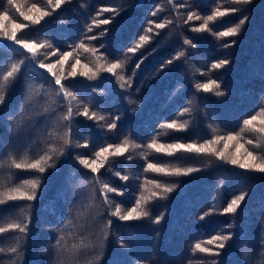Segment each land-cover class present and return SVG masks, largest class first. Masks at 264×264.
I'll return each mask as SVG.
<instances>
[{
    "label": "trees",
    "instance_id": "trees-1",
    "mask_svg": "<svg viewBox=\"0 0 264 264\" xmlns=\"http://www.w3.org/2000/svg\"><path fill=\"white\" fill-rule=\"evenodd\" d=\"M17 4L26 11L32 4L46 7V0H17ZM228 6L226 0H173V7L169 0H72V3L62 5L60 9L53 12L52 16L46 17L40 25H31L30 21H25L18 12L7 5L6 0H3V8L9 11L10 20L29 24V28L25 30L28 36L38 41L49 37L50 42L61 52L72 51L81 39H84L89 46L97 48L103 43L105 47L99 48V51L106 53L109 59L127 61L126 77L131 74L139 58L146 57L140 68L136 70L132 88L129 91L121 89L114 77L103 79L109 76L107 73H101V78L93 81L77 76L65 82L70 83L78 95L86 93L93 96L100 106L99 114L105 115L107 122L110 123L116 115H119L121 119L117 121V128L109 131L107 128H98L93 121H89L92 126L88 127L84 121L86 118H77L76 124L81 131L87 130L88 147L71 150L72 155L60 158L56 170H49L43 174L47 176V180L36 201H14L0 205V226L5 224L2 223L6 220L4 218L10 216L11 219L15 218V215L5 214H15L19 211L17 206L32 205L30 231L22 247V264H56V253L53 248L56 233L49 228L54 226L56 229H61L59 218L62 217L64 221H68L70 214L72 224L77 225L74 214V205H76L74 189L81 181L85 182L86 187L85 176L90 174L87 169H83L78 164L75 155L79 153L90 156L99 147L120 142L125 136L130 142L144 145V147L125 154L126 156L131 154L132 160L119 157L114 165L115 170H119L122 175H132L134 183L128 186L123 184L124 181L119 177L109 173L106 179L112 186L139 197L142 191L140 186L145 179H155L169 186L177 181H183V183L172 193L166 194L167 199L156 198L148 205L153 217L164 213V219L160 224H153L148 220L121 222L113 217V231L117 236L131 243L128 249H121L110 236L100 264H112L114 259H118L120 264H139L140 261H144L145 264H188L189 261H192V264H199L200 261L211 264L213 260H216L217 264H258L264 259L260 255L261 240L264 239L261 236V229L264 228V173L239 169L219 162L213 157L196 158L186 153H177L169 157L155 153L154 150L146 147L152 139L162 144L202 143L212 135L239 133L243 127V119L256 115L264 107V0H253L248 6H238L246 7L249 14V22H246L238 36L217 38L207 31L193 32L191 30L197 27L195 23L202 24L204 18L212 14L216 7L224 10ZM105 7H120L124 10L115 16L110 24L101 25L99 28L93 26V31L87 32V27L94 19L112 18L113 14L110 12L101 13L100 10ZM154 11L155 16L152 15ZM190 12H195L201 16V19L190 21L193 23L188 26L189 21L187 23L185 21ZM241 15L242 13H230L226 17L209 22V25L215 31H223L227 27L235 26ZM165 18L172 19L173 24L164 29H155L153 24L151 25L154 29L153 33L149 35L146 32V27H149L148 21L160 23ZM5 24L11 26L8 21H5ZM105 28L108 29L107 34L100 37V32ZM144 34L153 37L152 43L145 44L135 54L127 53L126 49L134 46L139 36ZM85 35H96L98 39L89 41L85 39ZM184 37L191 39L195 44V48H188V62L184 63L183 59L175 61L152 79L153 73L178 49L188 47L183 45ZM232 40L236 41L234 45L223 47ZM0 53L5 57V64L17 59V54L11 53L8 49H2ZM73 55L76 56L77 53ZM79 58L81 62L91 66L89 54L81 51ZM224 58L230 60L228 65L222 69L209 71L212 63ZM55 59L52 57L53 61ZM72 61L73 57L69 58L65 65L66 72ZM197 68L206 75L196 73ZM194 73L195 76H193ZM29 75L37 83L43 79L35 73ZM205 78L206 81L209 78L216 79L221 84V90L225 92V95L197 93L194 81L202 82ZM178 83L183 86L190 85L185 93L180 91L169 100V94ZM137 87H140L138 93L135 91ZM94 88L103 89L104 95H97L93 91ZM22 92V83H17L3 112L9 110L18 112ZM36 93H39L38 87ZM194 94L191 116L188 114L178 116L179 110L187 106V101L192 99ZM129 96L140 102L135 112L131 110L135 105H130L126 99ZM93 110L96 109L93 108ZM3 112H0V115ZM204 113H208L207 118ZM173 119L179 123L187 122V130L174 131L161 127L162 124L171 122ZM42 120V117H36L27 132H13L11 122L7 124L0 122V164L5 165L0 169V183L10 181L9 186H14L22 184L25 179L39 175L33 170L9 169L7 163L10 152L17 156L18 162L25 151L29 160L41 154L43 135L51 128V121L43 123ZM209 124L216 128L214 133L210 131ZM241 135L253 138L247 132ZM250 148L247 149L253 150L252 146ZM141 153H147V159ZM182 155L190 158L178 159ZM147 162L161 163L168 167L196 166L204 169L205 164L208 166L205 170L188 177H166L145 172ZM104 171L102 169L101 174ZM73 172L77 174L70 178ZM221 182H223L222 186L218 190ZM148 188L161 191L153 189L152 185H148ZM243 191H248V196L237 214L234 217L230 214L220 215L219 210ZM62 192L63 195H60ZM115 198L121 206H134L133 199H128L126 195H116ZM99 203L100 201L97 200V204ZM213 206L217 210L216 213L201 220L199 217ZM233 219L235 227L226 229L224 226L231 223ZM100 223L103 221L101 220ZM242 228L246 232L247 239L235 242L234 236L233 241L228 242V246L219 257L192 251L195 243L214 248V245H207L206 241L224 232L238 233ZM63 231L69 246L78 243V236L74 234L80 232L78 226L68 227ZM129 231L134 234L129 236ZM16 235L17 233L11 231L0 234V246L11 245ZM0 260L7 261L8 257L0 254Z\"/></svg>",
    "mask_w": 264,
    "mask_h": 264
},
{
    "label": "snow or ice",
    "instance_id": "snow-or-ice-1",
    "mask_svg": "<svg viewBox=\"0 0 264 264\" xmlns=\"http://www.w3.org/2000/svg\"><path fill=\"white\" fill-rule=\"evenodd\" d=\"M226 2L229 4L228 7L224 8V10L216 7L212 14L204 18L203 23L199 27L192 28L191 30L193 32L207 31L217 38L238 36L243 26L249 20L248 9L238 6H248L252 4L253 0H226ZM6 3L10 8L18 12L19 16L23 17L25 21H30L31 25H40L41 21L45 20L46 17L52 16L53 12L60 9L62 5L72 3V0H46V7L32 4L26 11L21 9V6L17 4V0H6ZM123 10L120 7H105L101 9V13H112V18L102 20L94 19L87 27V32H92L93 26L99 28L101 25L110 24L112 19ZM230 13H242L235 26L227 27L223 31H213L209 27V22L226 17ZM152 15L155 16L156 12H152ZM194 19L200 20L201 16L195 12H190L187 15L185 23ZM5 21H8L11 26L5 24ZM148 24L149 27H147L146 32L153 33L154 29L151 25L154 24L155 29H164L172 25L173 20L165 18L160 23L148 21ZM28 28L29 24L27 23H16L15 20H10L9 11L4 10L3 0H0V50L8 49L11 53L17 54V59L14 62L5 64V57L0 53V112H3L4 106L11 97L16 84L22 83L23 86L22 99L18 105V112L14 113L12 110L3 112L0 115V122L5 124L11 122V130L13 132H27L32 127L36 117H42L43 123L51 121L50 130L46 131L42 138V152L37 158L29 160L27 151H25L18 162L17 156L14 153H8L7 167L9 169L33 170L39 175H36L35 178L25 179L22 184L14 186H9L10 181L0 183V205L14 201H36L47 180V176L43 174L49 170H56L60 158H67L68 155H72L71 150L88 147L86 137L84 143L80 142V137L84 133L78 124H76L77 117H84L88 121L95 122L98 128H107L109 131L117 128V121L121 119L119 115L114 116L110 123L107 122L105 115L99 114L100 106L96 103L93 96H89L86 93L78 95L72 89L71 84L65 82L77 76L84 77L88 81H93L100 79L101 73H107L109 76L103 79H111L114 77L121 89L129 91L132 88V80L136 75V70L140 68L144 59H146L145 56L140 57L135 63L131 74L126 77L125 68L127 61L109 59L106 53L99 51V48L105 47L103 43L97 48L95 46H89L84 42V39H81L72 48V51L65 50L61 52L58 47H55L50 42L49 37L38 41L36 38L28 36L25 31ZM107 32L108 29L105 28L100 32L99 36L103 37ZM180 34L182 35V31ZM156 35H159V33H156ZM85 39L93 41L97 40L98 37L96 35H85ZM151 39L152 37L147 34L140 35L137 43L134 46L128 47L126 52L135 54ZM235 43L236 41L232 40L224 44L223 47L227 48ZM183 45L188 47L178 49L165 64H162L153 73L152 79H155L165 67L173 64L175 61L183 59L184 63L188 62V48H195V44H193L191 39L184 37ZM81 51L89 54L91 66L88 63L81 62L79 58ZM74 53H77V55L74 56ZM52 57H56V59L53 61L51 59ZM70 57H73V63L66 72L65 65ZM229 63L230 60L227 58L220 59L210 65L209 71L222 69ZM78 66L80 68L79 72L77 71ZM30 73H35L36 76L42 77L43 79L37 83L29 75ZM196 73L206 75V73L201 72L198 68L196 69ZM193 76H195V73ZM37 87L39 88L38 94L36 93ZM194 87L197 93H212L214 96L225 95V92L221 90V84L216 79L209 78L204 83L196 80L194 81ZM182 88L183 85L178 83L176 88L169 94V100L178 95ZM93 91L97 95H104L103 89L94 88ZM135 91L138 93L140 87H137ZM126 99H128L130 105H135L131 109L135 112L139 108L140 102L132 96L126 97ZM194 100L195 94L192 99L187 101V106L180 109L177 115L184 116L188 114L191 116ZM93 108L96 110H93ZM14 115L15 118L13 119ZM204 116L207 118L208 113H204ZM101 121L105 123L101 124ZM242 125L243 127L239 133L212 135L211 138L204 140L202 143L175 142L162 144L152 139L151 142L146 144V147L149 150H154L155 153L164 154L169 157L175 156L177 153L191 154V156L196 158L213 157L219 162L235 166L239 169L264 173V107L256 115H251L249 118L243 119ZM161 127L174 131H186L188 123H179L176 119H173L171 122L162 124ZM209 129L213 133L216 131V128L211 124H209ZM244 132L252 135L253 138H248L245 142L251 145L253 150L250 151L245 148L243 154H241L240 148L244 147V145L240 144L239 141L242 138L241 134ZM233 141L237 142L239 146L236 147L235 151L229 152V144ZM222 143L223 146L221 147ZM142 147L144 145L130 142L129 138L125 136L120 142L109 143L106 146L99 147L98 150L92 153L91 157H85L79 153L75 155L78 164L83 169H87L90 175L85 176L86 187L84 186L85 182L81 181L74 189L76 199L74 214L77 225L72 224V216L70 214L68 221H64L62 217L59 218L61 229H56L54 226L49 228L50 231L56 233L55 243L53 244L56 253V264H81V262L83 264H100L103 260L110 236L115 240L119 248L128 249L131 241H127L123 237L116 235L112 229L113 217L121 222L148 220L153 224H160L164 219L163 212L153 217L148 205L156 198L167 199L166 194L172 193L183 181L174 182L169 186L155 179H145L144 183L140 186L142 191H140L139 197L135 199L134 206L128 209H124L121 204L117 203L110 196V194L123 196L124 191L121 188L112 186L110 181L106 179L109 173L119 177L124 182L129 181V174L122 175L119 170H115L114 165L117 158L124 157L126 160H132L133 156L131 154L127 156L125 154L134 152L137 148ZM141 155H144L145 159H147V153H141ZM188 158L190 157L183 155L178 157V159ZM207 166L205 164L204 169L196 166L168 167L161 163L147 162L144 171L166 177H188L205 170ZM4 167V164H0V169ZM102 169L105 170L103 174H101ZM125 171L127 170L125 169ZM76 174V172H73L70 174V178L76 176ZM9 176H11V173H9ZM222 183L218 186V190L222 186ZM148 185H152L153 189H160L161 191L151 190L148 188ZM60 195H63V192ZM247 196L248 191H243L236 195L222 210H219V214H230L234 217ZM97 200L100 201L99 204H97ZM17 207L19 211L15 213V218L11 219L6 226H0V234L10 231L17 233L11 245L7 247L0 246V254L8 257L7 261L0 260V264H22L23 261L22 247L30 231L29 225L31 224L32 205L27 204ZM216 211L214 206L210 207L199 218L203 220L206 216ZM101 220L103 223H100ZM76 226L80 228V232L74 233L78 236V243L69 246L63 229ZM224 227L226 229L235 227V220L233 219L231 223L226 224ZM133 234L132 231L128 232L129 236ZM234 236L236 237L235 242L247 239L246 232L243 228L238 233L228 231L223 234L214 235L206 241L207 245H214V248L204 246L202 243H195L192 251L193 253L199 252L207 254L208 256L219 257L226 246H228V242L233 241ZM261 236L264 237V228L261 229ZM261 248L260 255L264 257V239L261 240ZM112 264H120V261L114 259ZM139 264H145V262L140 261ZM188 264H192V261H189ZM199 264H205V262L200 261ZM211 264H217V261L213 260ZM258 264H264V259L259 261Z\"/></svg>",
    "mask_w": 264,
    "mask_h": 264
},
{
    "label": "rangeland",
    "instance_id": "rangeland-1",
    "mask_svg": "<svg viewBox=\"0 0 264 264\" xmlns=\"http://www.w3.org/2000/svg\"><path fill=\"white\" fill-rule=\"evenodd\" d=\"M248 22H249V20H248ZM189 24H187L188 26L190 25V23L192 24L193 22H188ZM195 25L197 26V27H199L200 25H198V24H196L195 23ZM209 27H210V25H209ZM211 28V27H210ZM146 29H147V27H146ZM213 31H215L214 29H213ZM149 35H150V33H149ZM152 41H153V37H152V39L146 44V45H149L150 43H152ZM56 58V57H55ZM71 58V57H70ZM52 59V58H51ZM73 63V61L70 63V65ZM83 63V62H82ZM41 71H43V70H41ZM77 71L79 72L80 71V68H79V66L77 67ZM205 81H202L201 83H204V82H207L208 81V79H207V81H206V78L204 79ZM189 85L190 84H186V85H184L183 86V88H182V92L183 93H185L187 90H188V88H189ZM187 87V88H186ZM193 87H191V89H192ZM77 118H79V117H77ZM84 121L86 122V124L88 125V127H90V126H92V123L91 122H89L88 120H86V119H84ZM95 130V129H94ZM84 135L82 136V137H80V142L81 143H84L85 141V137L86 138H88L89 139V137H87V130H85L84 132ZM248 138H251L250 136H244V137H242L241 138V140L239 141V143L240 144H243L244 145V147H242V148H240V153L241 154H243V152H244V149L245 148H249V149H251L250 148V146L251 145H248L245 141L248 139ZM84 141V142H83ZM87 143H88V140H87ZM223 146V143L221 144V147ZM239 145L237 144V142H235V141H233V142H230V144H229V149H228V151L229 152H233V151H235V149H236V147H238ZM251 151V150H250ZM87 154V153H86ZM92 155H90V156H88V154H87V156H85V157H91ZM134 183V180H133V176L132 175H129V181H127V182H123V184H126V185H128V186H131L132 184ZM124 191V190H123ZM117 194H110V196H111V198L112 199H114L115 201H116V198H115V196H116ZM124 195H126V197L128 198V199H133V202L135 201V199H137L138 197L136 196V194L135 195H133L132 193H129V192H127V191H124ZM124 209H128V208H130V207H133V206H122ZM216 212H213V214H215ZM5 215H15V214H11V213H9V214H5ZM11 217V216H10ZM10 217H6V218H4V219H6L4 222H2V223H5V224H3L2 226H6V224L8 223V222H10V220H11V218ZM0 222H1V220H0ZM7 222V223H6Z\"/></svg>",
    "mask_w": 264,
    "mask_h": 264
},
{
    "label": "water",
    "instance_id": "water-1",
    "mask_svg": "<svg viewBox=\"0 0 264 264\" xmlns=\"http://www.w3.org/2000/svg\"><path fill=\"white\" fill-rule=\"evenodd\" d=\"M169 1H170L171 5H172V7H173V0H169Z\"/></svg>",
    "mask_w": 264,
    "mask_h": 264
}]
</instances>
